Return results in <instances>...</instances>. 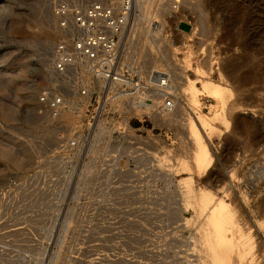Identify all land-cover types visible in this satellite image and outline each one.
Here are the masks:
<instances>
[{"label":"rangeland","instance_id":"obj_1","mask_svg":"<svg viewBox=\"0 0 264 264\" xmlns=\"http://www.w3.org/2000/svg\"><path fill=\"white\" fill-rule=\"evenodd\" d=\"M151 6L155 18L148 23L134 9L122 42L159 28L152 44L159 59L170 51L159 69L176 80L184 99L179 121L149 133V158L130 167L124 159L116 167L124 172L110 175L95 165L71 171L50 164L56 139L73 125L67 116L53 121L37 105L48 84L55 21L46 0H0V264H206L202 214L183 194L189 184L233 205L251 246L243 264H264V0H151ZM123 53L129 61L130 49ZM194 70L232 90L226 99L232 128L214 124L204 136L212 163L184 185L176 163H189L192 151L180 124L195 110L181 96L180 79ZM197 99L208 116L213 101ZM232 168L235 189L225 196L218 190Z\"/></svg>","mask_w":264,"mask_h":264},{"label":"built area","instance_id":"obj_2","mask_svg":"<svg viewBox=\"0 0 264 264\" xmlns=\"http://www.w3.org/2000/svg\"><path fill=\"white\" fill-rule=\"evenodd\" d=\"M55 21L47 51L40 113L73 121L53 145L49 162L68 169L95 165L98 174L126 159L149 158V133L163 131L178 115L179 98L164 69H141L124 56L122 37L136 0H46Z\"/></svg>","mask_w":264,"mask_h":264},{"label":"bare ground","instance_id":"obj_3","mask_svg":"<svg viewBox=\"0 0 264 264\" xmlns=\"http://www.w3.org/2000/svg\"><path fill=\"white\" fill-rule=\"evenodd\" d=\"M109 1H112V0H109ZM151 7H152L151 0H136L135 8L138 9L139 12L142 14L141 15L142 18L140 19V21H147L148 23L151 20H153L152 18H155L153 17L150 11ZM136 26L137 24H134V27H135L134 29L132 28L133 26L131 27L133 29L134 36H135V31L136 30L138 31V29H136ZM200 28L201 29H200L199 35L204 38L203 35H206L207 33L206 31L207 29H206L204 22H201ZM149 29H146V33L148 34V37H145L146 35H144L146 34L145 30H144V33L142 31H139L138 34L140 36H138V38H135L133 36L134 39L130 38V34H131L130 33L129 36H127L125 42H122V49L123 50L126 48L130 49V54H132L128 59L129 60L128 62L130 64L134 66L137 65L141 69L157 70L161 66L160 59H163L161 61H164L165 63L169 61L170 58L168 59V54H170V51H168V53L163 52L165 53V55L163 54L164 58L162 56V58L159 59V56H161L162 53L159 56H157L159 53L156 54V51L154 50L155 45L152 44V42L155 43L154 38L156 35H158L159 28L155 27L153 30L152 29L149 30ZM167 47H164L162 49L163 50L165 49L164 51L167 52V50L169 49ZM180 48H182V46L179 47L178 49ZM176 49L177 48H175V50ZM171 53L173 54L174 52L171 51ZM126 61H127V58H126ZM173 66L174 64H172V67ZM170 68H171V64H170ZM187 70L188 68L186 69V71ZM233 70H234V67H232V72L235 71ZM20 72H22L21 68L18 71V74ZM182 72L183 70L181 71V76H183ZM199 72H200L199 70L197 71L194 70L190 72L191 74V76H189L190 78L186 77L185 75L184 76L185 78L180 79L182 80V82L181 81L180 82L183 87L181 88L182 90H180V93H182L181 96H183V98H185V100L189 103V106L192 108V110H195L193 112L192 119L187 118L184 120V122L186 121V123L180 124L184 132H186L187 134L186 136H188L189 138L188 141L190 143V147L192 151L191 161L189 163L184 159H180V160L178 159V162L176 163V170H175L176 173L183 172V175L187 176L185 177V179H182L181 181H179V183L182 182V184L184 183V185L188 183L187 182L188 180L192 179L190 176H192L193 173L200 174L201 172L207 171L212 163V157L207 148L204 136L206 137L210 133H212V131L215 129L214 124H223L224 128L227 131L232 128L231 123H230L231 119L227 117L229 116L228 114L226 116L229 106L231 105V104H228L230 103V101L227 102L226 99L233 96L232 90L228 87V85H223L221 82L216 83V82L210 81L208 77L206 78L202 74L203 71L201 73ZM203 73L206 74L205 72ZM175 81L176 80L173 79L175 87H177L178 84ZM197 84L200 85L199 88L196 86ZM199 95H204L206 98L211 99L214 103L213 105L209 106L208 116L202 115L199 111L200 103L197 99ZM178 110L180 111V109ZM178 121L179 120H177V117H176V118H173L172 123L177 124ZM245 158L247 157L245 156L243 158L241 157L240 163L243 162ZM236 166H238V164ZM232 171H234V168L230 169L229 172H227L228 173L227 180H225V182L223 181V183L221 184V188L218 190V191H221V193L224 194L225 196L229 195L225 193V191L227 190L233 191L235 189L234 184H232V177H234ZM251 181L253 182V184L258 182V180L256 179L254 180L251 179ZM238 182H239V179H238ZM191 185L192 184H189V187L188 185L187 186L185 185L184 186L185 190L183 189V186L181 188L184 190L183 194L186 197V199L189 201V204L192 205V207H194L195 210L200 213V215L202 214L203 231L202 230L201 231L203 232V235L201 237H203L205 247H206L205 249L206 253L204 255L206 259H204V261L205 260L207 261L206 264H243V258L245 255L244 253L247 251V247L249 245V244L247 245V239H246V235L248 234H244L242 228L237 223V220H236L237 211H235L234 208H232L233 207L232 204L225 203L222 199L216 198V194H215L216 192H211L210 190H207V189H204V190L197 189V188L191 187ZM239 209L240 211L242 210L241 207ZM262 209H264V207H262ZM249 239L250 238H248V240ZM248 242H250V240ZM249 247L251 246L249 245Z\"/></svg>","mask_w":264,"mask_h":264}]
</instances>
